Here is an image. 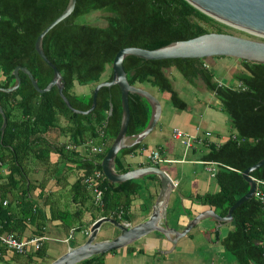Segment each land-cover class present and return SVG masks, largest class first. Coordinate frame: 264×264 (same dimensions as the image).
<instances>
[{"label": "trees", "instance_id": "trees-1", "mask_svg": "<svg viewBox=\"0 0 264 264\" xmlns=\"http://www.w3.org/2000/svg\"><path fill=\"white\" fill-rule=\"evenodd\" d=\"M69 1L0 0V87L9 88L15 84L14 70L18 66L32 71L41 88L48 86L54 70L42 59L35 45L38 36L64 12ZM96 11L106 14L107 25L77 21ZM141 19L150 21L138 23ZM214 25H218L215 19L186 0H77L73 14L45 36L44 50L61 71L66 83L64 93L73 107L85 111L93 104L95 89L80 94L75 91L76 85L96 87L112 80L113 62L120 50L127 47L157 49L212 32L209 26ZM142 34L146 36L141 37ZM203 61L145 60L128 56L124 66L132 85L149 84L160 92L170 93L172 105L179 110L187 109L188 103L175 89L168 68H175L192 85L203 81L220 101L235 132L225 143L212 148L206 157L208 161L222 164L216 173L220 191L197 196L196 200L226 216L250 189L243 172L264 159V64L242 60L244 69L234 75L240 86L231 87L217 82L215 73ZM20 76L22 83L16 91H0V103L8 116L4 136L0 132V162L9 163L13 182L16 173L27 180V164L31 159L48 162L51 154L56 153L60 161L75 163L81 169L82 176L74 187L92 192L85 178L96 171L103 172L101 162L121 130L123 108L119 86L104 87L96 109L83 115L68 108L57 87L42 94L27 74L20 72ZM111 102L114 105L112 115ZM130 110L128 135H136L148 126L152 110L148 101L138 94L130 95ZM2 124L0 115V127ZM63 138L67 139L65 143H61ZM90 141L103 146L104 153L88 152L87 156H81L79 150L67 147ZM141 147L145 145L141 143L121 153H133ZM252 175L264 180V166ZM100 187L104 193L103 216L131 222L128 210L140 190L135 180L115 184L104 177ZM91 196L94 197L93 193ZM23 203L24 213L37 217L40 211L27 197ZM233 224L234 230L223 240L226 249L239 264H264V206L261 201L253 197L243 203L234 211ZM44 254L43 250L38 251L39 257ZM104 255L80 264H104Z\"/></svg>", "mask_w": 264, "mask_h": 264}, {"label": "crops", "instance_id": "crops-1", "mask_svg": "<svg viewBox=\"0 0 264 264\" xmlns=\"http://www.w3.org/2000/svg\"><path fill=\"white\" fill-rule=\"evenodd\" d=\"M221 59L223 58L215 57L214 62L204 60L203 63L214 70L226 64ZM202 84L207 89L201 80L196 85L202 87ZM188 110H192L190 106L181 111ZM172 115L173 112L162 116L153 131L157 140L152 142H157L156 148L149 151L151 142L148 137L143 141L145 147L133 153L118 155L117 170L122 173L144 166H159L165 170L176 186L170 197L168 224L183 231L197 215L214 209L196 200L197 196L217 194L220 191L216 175L211 171L212 165L208 164L211 161L206 157L212 148L225 143L235 131L231 127L229 116ZM175 129L196 137L193 147L187 148L176 140ZM227 129H230L228 133ZM206 132H211L212 136L207 137ZM80 150L81 156H87L85 148L81 147ZM154 150H160L165 161L154 165L150 158ZM54 167L57 168L54 170ZM27 168V180H22L16 173L13 182L9 163L0 162V230L3 228V232L14 233L21 239L45 237L40 249L45 254L44 257H39L38 251L34 250L18 254L0 243V264H50L70 248L84 244L93 224L104 217L102 207L91 196L92 192L74 187L82 176L81 169L75 163L60 161L59 155L52 153L48 162L33 158ZM135 182L140 190L132 199L128 210L131 222L122 221L131 225L150 218L162 186L160 177L156 175L146 176ZM25 197L40 211L37 217L24 213L22 205ZM5 201L8 202L7 205H4ZM233 230V222L221 224L215 219L206 218L180 239L174 250L166 236L153 232L124 250L105 254L102 260L104 264H239L223 244V240ZM119 234L120 231L113 224L105 223L97 240L113 239ZM153 258L156 260L152 261Z\"/></svg>", "mask_w": 264, "mask_h": 264}, {"label": "water", "instance_id": "water-1", "mask_svg": "<svg viewBox=\"0 0 264 264\" xmlns=\"http://www.w3.org/2000/svg\"><path fill=\"white\" fill-rule=\"evenodd\" d=\"M199 11L224 24L264 37V0H186ZM77 0H70L64 12L54 20L37 38L36 50L42 59L54 70V76L46 88H41L28 68L18 66L14 70L16 82L9 88L0 87V91L11 93L16 91L22 83L20 72L27 74L39 93H46L57 87L61 97L76 114L88 115L93 112L98 104V96L104 87L119 86L123 108L122 125L118 136L112 142L101 166L106 178L115 184L131 180H139L146 176L156 175L161 179V190L153 207V212L148 220L137 225H131L112 217H102L92 226L87 241L57 258L50 264H80L97 255L117 251L133 244L134 242L160 232L173 244L174 250L183 237L187 236L198 223L206 218H212L221 224L234 221V211L243 203L255 197L258 184L252 175L253 172L264 166V159L249 167L243 172V177L249 183L250 189L246 195L240 198L232 206L226 216L219 215L214 209H208L193 218L185 230L179 231L168 224V208L175 183L168 173L159 166H144L127 172H118L117 157L125 149L135 147L147 139L156 129L162 114L163 105L160 99L149 90L132 85L128 78L124 62L128 56H136L145 60L165 59H208L215 57H232L264 64V41H258L229 33L209 32L201 36L183 41H176L157 49H145L140 47H127L118 52L113 62V77L110 81L99 83L94 90L93 104L89 110H79L73 107L69 98L65 95V80L58 67L48 58L44 50L45 36L59 23L70 17L76 7ZM138 94L150 104L152 114L148 126L139 134L128 135L131 120L130 95ZM114 105L110 103V115ZM0 115L3 124L0 132L4 136L8 126V116L0 103ZM105 223H111L119 229L120 234L113 239L98 241L100 230Z\"/></svg>", "mask_w": 264, "mask_h": 264}, {"label": "rangeland", "instance_id": "rangeland-1", "mask_svg": "<svg viewBox=\"0 0 264 264\" xmlns=\"http://www.w3.org/2000/svg\"><path fill=\"white\" fill-rule=\"evenodd\" d=\"M79 23H91L95 25L105 26L107 25L106 14L101 11L93 12L89 15L81 16L77 20ZM217 21V20H216ZM218 25L209 26V29L212 32H217L218 30L223 33H229L245 38H250L258 41H264V37L258 36L256 34L241 30L239 28L224 24L220 21H217ZM204 60H209L214 62V58H208ZM223 60L226 64L223 66H219L212 70L215 73V80L217 79L220 84L227 85L231 87H237L239 84L235 81L234 75L240 70L244 69V65L242 60L235 59L232 57H223ZM169 76L173 80L175 89L179 92L181 98L188 103V107L190 106L192 110H188V112L181 111L175 108L171 103V95L168 92H160L156 88H152L149 84H142L139 87L145 88L152 92L155 96H157L163 105V114L162 116H167L174 113L176 116H228L224 111H222L220 101L210 92H207V89L202 84L203 88H199L197 85L190 84L183 75L178 72L175 68L169 71ZM95 89L94 85H76L75 91L77 93H91ZM206 91V92H205ZM213 106L214 108H210ZM172 115V116H174ZM64 123V119H62ZM230 129H227V133ZM154 132L149 136V151H152L157 146V142H152L155 140ZM157 140V139H156ZM67 139L63 138L61 143H65ZM32 176V173H30ZM10 197H14L13 194H9ZM118 229V228H117ZM119 230V229H118ZM163 234V233H161ZM164 235V234H163ZM100 238V237H99ZM115 238V237H114ZM99 241V240H98ZM120 250H124L120 249ZM160 257V256H159ZM156 260L153 258L152 261ZM41 264V263H40Z\"/></svg>", "mask_w": 264, "mask_h": 264}, {"label": "built area", "instance_id": "built-area-1", "mask_svg": "<svg viewBox=\"0 0 264 264\" xmlns=\"http://www.w3.org/2000/svg\"><path fill=\"white\" fill-rule=\"evenodd\" d=\"M1 19L2 16L0 15V21ZM206 136L210 137L212 136V133L206 132ZM174 138L176 140L181 141L185 146H187V148L193 147V145L197 141L196 137L191 136L190 134L180 129L174 130ZM67 147L70 150H79V152L81 151L80 148L83 147L87 152L91 154H101L105 151V148L103 146H98L91 141L84 143L81 146H77L75 144H68ZM150 158L154 165H158L160 162L165 161L160 150H154ZM208 164L212 165L211 171L214 175H216L218 168L222 166V164L218 162H209ZM104 177H106L104 172L96 171L94 174L89 175L85 178L86 185L94 195L95 203L100 207L104 206V193L102 188L100 187V183L104 180ZM254 178L258 184L255 197H257L264 206V180L258 179L256 177ZM7 204L8 202L5 201L4 205ZM44 239L45 237H32L28 239H21L14 233L3 232L0 230V243L3 246L7 247L9 250L18 254H27L32 250L39 251L42 248Z\"/></svg>", "mask_w": 264, "mask_h": 264}, {"label": "flooded vegetation", "instance_id": "flooded-vegetation-1", "mask_svg": "<svg viewBox=\"0 0 264 264\" xmlns=\"http://www.w3.org/2000/svg\"><path fill=\"white\" fill-rule=\"evenodd\" d=\"M137 21H140V22H138V23H142L143 24V22L144 23H146V21H150L149 19L148 20H146V19H141V20H137ZM146 35H144V34H142V36L141 37H145ZM141 48V47H140ZM171 69H173V68H168V73H169V71L171 70ZM240 85V84H239ZM199 88H202V87H199Z\"/></svg>", "mask_w": 264, "mask_h": 264}]
</instances>
